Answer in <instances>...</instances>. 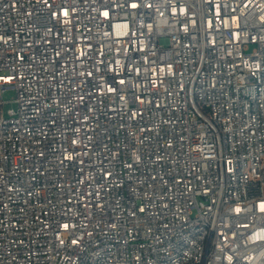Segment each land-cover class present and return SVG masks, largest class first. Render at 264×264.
<instances>
[{
	"label": "built area",
	"instance_id": "2783aa9c",
	"mask_svg": "<svg viewBox=\"0 0 264 264\" xmlns=\"http://www.w3.org/2000/svg\"><path fill=\"white\" fill-rule=\"evenodd\" d=\"M262 206L264 0H0V264H264Z\"/></svg>",
	"mask_w": 264,
	"mask_h": 264
},
{
	"label": "rangeland",
	"instance_id": "374dc122",
	"mask_svg": "<svg viewBox=\"0 0 264 264\" xmlns=\"http://www.w3.org/2000/svg\"><path fill=\"white\" fill-rule=\"evenodd\" d=\"M17 97H18V94L16 92V90L14 89H10V90H7L4 95H3V98L5 100V112L7 113L8 110L12 109V108H17Z\"/></svg>",
	"mask_w": 264,
	"mask_h": 264
},
{
	"label": "snow or ice",
	"instance_id": "6c2138e0",
	"mask_svg": "<svg viewBox=\"0 0 264 264\" xmlns=\"http://www.w3.org/2000/svg\"><path fill=\"white\" fill-rule=\"evenodd\" d=\"M262 210H264V206H262Z\"/></svg>",
	"mask_w": 264,
	"mask_h": 264
}]
</instances>
